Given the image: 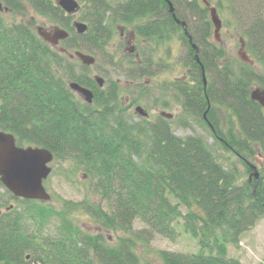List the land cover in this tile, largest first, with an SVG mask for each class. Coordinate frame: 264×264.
I'll return each mask as SVG.
<instances>
[{"label":"trees","instance_id":"1","mask_svg":"<svg viewBox=\"0 0 264 264\" xmlns=\"http://www.w3.org/2000/svg\"><path fill=\"white\" fill-rule=\"evenodd\" d=\"M83 1L89 30L79 36L54 0H0L18 15L28 5L70 33L60 45L67 53H61L38 36L35 20L7 24L0 13V130L13 134L19 147L47 149L54 161L71 162L91 180L99 198L98 203L88 196L79 203L65 201L58 208L16 199L0 182V209L9 208L11 200L19 206L0 215V264H140L137 250L156 237L174 239L180 220L199 251H162V264H242L228 256V247L239 246L264 218V176L240 185L236 166H223L203 137L179 138L160 117L136 121L119 100L118 84L108 81L99 89L88 68L68 53L95 57L117 27L131 28L148 43L180 34L188 69L187 80L173 84L177 98L220 149L253 174L249 158L258 150L264 160V109L251 100L253 87L264 89V0H206L219 12L229 11L227 27L244 40L254 62L239 63L236 70L214 39L203 0L172 1L191 42L165 0ZM139 50L141 62L130 63L132 79L149 81L158 74L154 51L148 44ZM71 83L91 90L93 105L72 92ZM78 211L99 225L97 235L75 226L72 217ZM136 222L144 228L135 230ZM103 231L121 237L111 244Z\"/></svg>","mask_w":264,"mask_h":264},{"label":"rangeland","instance_id":"2","mask_svg":"<svg viewBox=\"0 0 264 264\" xmlns=\"http://www.w3.org/2000/svg\"><path fill=\"white\" fill-rule=\"evenodd\" d=\"M109 1L123 2L125 0ZM78 2L81 3L82 10L71 19V24L75 20L88 24L87 4L83 0H78ZM228 12V10H224L223 12H219L218 10L222 20V30L219 38L220 42L216 43L226 50L229 60L236 70L238 69L239 63H242L238 58L241 38L233 29L227 27V22L232 20ZM3 20L7 24L23 23L25 25L28 24L30 20H35L38 26L35 28L43 27L48 31L56 27L48 22L47 19L39 17L28 5H26L25 14L4 13ZM119 28L120 27L115 28L116 33L107 44L104 51H95L98 66L95 65L94 67L88 68L87 73L90 77H94L101 72L99 75L106 81L118 83L120 90L119 100L128 110L129 116L131 115V117H134L136 121L139 119L135 113L138 106L146 110L150 114V119L153 121H155L162 112L173 115V119L167 121H169L171 129L177 137H203L211 147L210 149L216 152L218 161H220L223 166L227 167L231 164L236 166L240 185L250 181V177L255 171L253 174L249 173L244 164L240 162L237 157L232 153L222 151L207 129L200 123V119L192 113L185 112L182 106V100L179 101L177 98L173 84L182 79L186 81L188 69L184 62L187 49H185L184 43L181 40V35L173 33L162 42L150 43L135 35L136 41L134 44L126 45L125 40L120 36ZM35 31L37 32V30ZM131 31H133L131 28L125 27L124 32ZM141 44L142 46L148 44L149 49L154 51L152 61L154 69L158 71V74L155 72L154 78L149 81L145 79L134 81L132 76L135 71L128 61L129 50H127V48L135 46L139 49L142 47ZM72 53L73 52H70V54ZM247 54L251 57L249 53ZM110 62H113V65L110 66ZM160 62L164 63L166 68H158L157 64ZM257 88L260 87L255 86L253 90ZM135 101H138L137 104H134ZM160 118L162 117L160 116ZM27 147L29 146H23V148ZM256 153L257 155L255 157L249 158V164L251 168L256 169L259 176H264V160L261 155H259L260 153L258 150ZM51 168L53 169V173L44 185L52 198L50 203L53 206L59 208L65 201L79 203L84 201L87 196L94 200L93 202H99V198L93 193L91 180L82 170L74 166L71 162L54 161ZM251 181L253 182V177ZM257 188L258 186L254 185V191H256ZM9 205L11 206L7 209L1 208L0 214L8 211L10 208L19 207L18 203L14 200H11ZM182 213L186 214L187 212L185 209H182ZM72 220L75 226L83 233L97 235L98 232L101 231L99 225L96 224L91 217L81 211L74 214ZM135 224V230L144 228L139 222ZM175 231L176 237L174 239L156 237L149 245H142V247L137 250V254L141 259L140 264H162L159 259V253L162 251L182 254L198 253V243L184 231L182 220L175 226ZM103 233L111 244L116 243L119 236L121 237V235L112 232L106 233L103 231ZM228 249V256L240 261L242 264L262 263L264 261V218L257 223L254 229L242 236L239 246H229Z\"/></svg>","mask_w":264,"mask_h":264},{"label":"water","instance_id":"3","mask_svg":"<svg viewBox=\"0 0 264 264\" xmlns=\"http://www.w3.org/2000/svg\"><path fill=\"white\" fill-rule=\"evenodd\" d=\"M165 1L168 3L170 14L173 16L176 23L183 28L186 37L189 38L191 42L190 36L187 33V25L184 22L177 20L175 17V9L172 4L173 0ZM55 3L57 7L61 8L69 17L77 15L81 8L77 0H55ZM203 3L210 12V19L214 27L216 42H220L219 38L221 36L222 20L218 10L206 0H203ZM0 10H2L1 5ZM72 27L76 34L80 36L86 34L89 30V26L87 24L79 21H74ZM37 34L44 42L48 43L53 48L59 49L61 53H67L65 50L60 49V43L66 41L70 36V33L67 30L61 27H54L52 30L48 31L43 27H39L37 28ZM192 49L195 51V55H197V47L193 45ZM68 55L71 60L78 59L81 64L87 68L94 67L97 63L95 57L79 51H75L72 54L68 53ZM238 58L242 63L249 66L254 65V62L250 59L246 52V45L243 39H240ZM203 75L204 86L206 88L207 80L205 73ZM94 81L97 83L99 88H103L105 85V80L100 76H96ZM69 88L86 104L93 105L95 95L91 90L76 83L69 84ZM251 100L258 103L264 109V89H254L251 92ZM209 110L210 109H208V111ZM136 113L143 118L149 117L148 113L142 107H137ZM162 116L169 120L173 118L172 115L166 113H163ZM206 117L207 113L204 114L205 120ZM54 159V154L47 149L37 147H19L17 139L13 134L0 130V182L16 199L38 201L46 204L52 201V198L47 192L44 184L53 173L51 165L53 164ZM252 169L255 172L250 178L252 179V177H254L258 180L259 174L256 172L255 168Z\"/></svg>","mask_w":264,"mask_h":264},{"label":"flooded vegetation","instance_id":"4","mask_svg":"<svg viewBox=\"0 0 264 264\" xmlns=\"http://www.w3.org/2000/svg\"><path fill=\"white\" fill-rule=\"evenodd\" d=\"M79 4H80V10H79V12L82 10V5H81V3L79 2ZM0 5L2 6V10H0V13H12L7 7H5L2 3H0ZM84 23V22H83ZM38 27V26H37ZM37 29V28H36ZM66 30V29H65ZM124 30H125V27H123V28H119V32H120V36H121V38L122 39H124L125 40V44L126 45H131L132 43L134 44V42L136 41V34L134 33V31H131V32H124ZM75 32V31H74ZM76 33V32H75ZM78 35V34H77ZM80 36V35H79ZM127 50H129V64L130 63H140L141 62V54H142V51H140L137 47H135V46H131L130 48H127ZM134 57V58H133ZM96 60H97V58H96ZM130 60H133V61H130ZM96 65H98V60H97V63H96ZM99 74H100V72H99ZM99 74H97V75H95L94 77H91V78H93V80H94V78L96 77V76H100V77H102L101 75H99ZM103 78V77H102ZM104 79V78H103ZM105 80V79H104ZM107 83H108V81H106L105 80V85H104V87L103 88H99V86L97 85V83L95 82V84L98 86V88L99 89H101V90H104L106 87H107ZM114 83V82H113ZM116 83V82H115ZM118 84V83H117ZM139 107V106H138ZM146 111V110H145ZM147 112V111H146ZM135 113H136V111H135ZM148 113V112H147ZM149 114V113H148ZM162 114H163V112L162 113H160V115H159V117L161 116L163 119H165V120H168L167 118H165L164 116H162ZM136 115H137V117L138 118H142L141 116H139L137 113H136ZM144 119V118H143ZM148 119H150V114H149V118Z\"/></svg>","mask_w":264,"mask_h":264}]
</instances>
